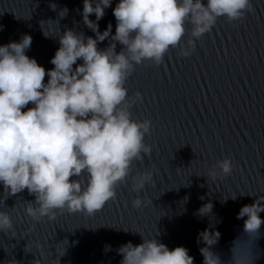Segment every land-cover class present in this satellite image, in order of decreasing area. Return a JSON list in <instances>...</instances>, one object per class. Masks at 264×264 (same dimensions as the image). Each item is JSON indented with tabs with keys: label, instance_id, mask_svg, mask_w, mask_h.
<instances>
[{
	"label": "water",
	"instance_id": "water-1",
	"mask_svg": "<svg viewBox=\"0 0 264 264\" xmlns=\"http://www.w3.org/2000/svg\"><path fill=\"white\" fill-rule=\"evenodd\" d=\"M116 2L98 22L101 31L109 22L115 31ZM63 8L66 15L59 13ZM81 9L82 0H0V44L28 33L27 55L52 68L57 37L66 28L94 35ZM191 27L185 24L182 43ZM125 87L130 97L142 94L131 113L134 120L152 122L145 136L150 154L133 162L116 197L91 215L60 209L53 219L36 221L25 211L34 197L26 189L9 195L0 185V210L9 213L13 224L0 232V264H119L117 248L128 241L139 244L141 235L158 236L170 249L184 246L194 264H202L197 237L209 225L220 233L216 250L227 253L243 227L236 217L240 207L256 197L264 200V0H251V9L237 21L219 18L196 40L191 55L182 56L177 46L160 64L137 65ZM224 158L232 162L231 173L208 177ZM145 170L152 171V182L139 193L132 191L131 176ZM137 196L142 205L134 208ZM208 201L213 215H194ZM257 249L256 264H264V225Z\"/></svg>",
	"mask_w": 264,
	"mask_h": 264
},
{
	"label": "clouds",
	"instance_id": "clouds-1",
	"mask_svg": "<svg viewBox=\"0 0 264 264\" xmlns=\"http://www.w3.org/2000/svg\"><path fill=\"white\" fill-rule=\"evenodd\" d=\"M110 6L112 0H82V21L94 35L66 28L57 37L52 68L27 55L32 42L28 33L0 44V185L9 195L26 189L34 197L25 209L33 220L53 219L60 209L91 215L116 197L133 162L151 152L145 143L151 120H134L131 113L142 94L130 97L125 87L135 67L145 61L160 64L177 46L182 56L191 55L196 40L219 18L241 19L251 0H117L112 8L115 31L111 22L101 31L98 22ZM186 23L192 27L182 43ZM105 40L107 46L98 47ZM231 171V160L224 158L208 177ZM131 179L132 191L139 193L152 182L153 173L145 170ZM141 205L140 196L132 200L134 208ZM212 209L208 201L194 215L209 218ZM262 212L264 200L257 197L240 207L236 217L243 227L227 253L216 250L220 233L212 225L200 232L202 264H256ZM12 228L9 213L0 210V232ZM157 237L141 235L139 244L120 245L119 264H194L188 248L170 249Z\"/></svg>",
	"mask_w": 264,
	"mask_h": 264
}]
</instances>
